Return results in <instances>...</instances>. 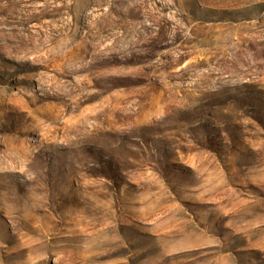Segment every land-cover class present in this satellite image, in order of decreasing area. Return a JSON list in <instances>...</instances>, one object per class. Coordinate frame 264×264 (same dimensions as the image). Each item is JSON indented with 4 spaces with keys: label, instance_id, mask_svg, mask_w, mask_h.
<instances>
[{
    "label": "rangeland",
    "instance_id": "374dc122",
    "mask_svg": "<svg viewBox=\"0 0 264 264\" xmlns=\"http://www.w3.org/2000/svg\"><path fill=\"white\" fill-rule=\"evenodd\" d=\"M0 264H264V0H0Z\"/></svg>",
    "mask_w": 264,
    "mask_h": 264
},
{
    "label": "trees",
    "instance_id": "16d2710c",
    "mask_svg": "<svg viewBox=\"0 0 264 264\" xmlns=\"http://www.w3.org/2000/svg\"><path fill=\"white\" fill-rule=\"evenodd\" d=\"M115 82H116V80H115Z\"/></svg>",
    "mask_w": 264,
    "mask_h": 264
}]
</instances>
